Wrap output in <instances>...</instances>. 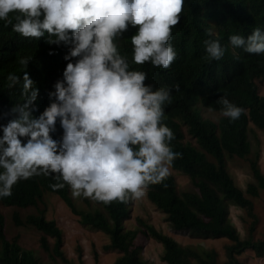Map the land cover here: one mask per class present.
<instances>
[{"label": "clouds", "instance_id": "9594fccd", "mask_svg": "<svg viewBox=\"0 0 264 264\" xmlns=\"http://www.w3.org/2000/svg\"><path fill=\"white\" fill-rule=\"evenodd\" d=\"M184 3L0 0V39L12 32L18 49L6 65V97H0V198L10 197L18 181L44 175L54 176V190L67 185L74 198L126 203L165 179L182 155L172 151L174 133L162 123L172 90H153L146 72L130 70L114 39L136 28L132 62L169 68L177 58L169 41ZM206 35L207 57L221 60L226 47L211 29ZM44 44L67 46L59 66L52 52L40 51ZM228 46L264 54V31L230 35ZM218 102V112L231 121L243 113L226 97ZM57 120L59 140L51 135Z\"/></svg>", "mask_w": 264, "mask_h": 264}, {"label": "trees", "instance_id": "16d2710c", "mask_svg": "<svg viewBox=\"0 0 264 264\" xmlns=\"http://www.w3.org/2000/svg\"><path fill=\"white\" fill-rule=\"evenodd\" d=\"M256 28L264 31V0H185L180 22L172 28L169 41L177 58L167 69L155 68L150 63L136 65L132 62L131 36L136 28L114 39L130 70L146 72V83L152 85L153 90L161 87L172 90V102L164 105L162 123L174 133L170 142L172 151L182 155L170 166L189 177L192 189L179 192L174 177L167 174L161 183L150 184L146 188L148 200L166 215L173 229L228 240L223 246L225 259L221 261L215 248L198 252L137 218L143 226L142 232L162 244L161 259L166 264H239L237 256L246 249L252 250L257 257L264 256V235L262 238L254 236L258 216L253 202V198L264 190V173L255 160L249 161L252 180L245 189H241L227 169L225 156L230 153L241 159L245 157L249 151L246 133L249 123L264 128V95L258 93L255 83L258 79L264 80V54H248L243 49L228 46L230 35L247 36ZM208 29L212 30L213 38H219L221 45L226 47L221 60L207 57L203 41L209 38L206 35ZM63 46L44 44L39 49L44 53L52 52L54 66L57 67L62 63ZM17 54V36L8 32L0 39L1 98L6 97L3 90L6 65ZM43 57L47 55L43 54ZM176 85H179V90ZM221 97L243 109L239 119L231 121L221 115L213 121L201 116V106L221 112L222 105L218 102ZM182 126L199 148L184 140ZM62 134L63 129L57 120L56 131L51 135L59 140ZM207 154L213 161L207 158ZM54 183H57L54 176H34L18 181L10 197L0 198V264H49L39 259L32 250L23 248L18 236L7 237L1 206L35 207L36 213L25 215L14 210L13 224L41 231L40 247L52 262L70 263L61 249L62 230L53 219L45 217V207L38 208L39 203L44 202L45 193L57 195L73 214L79 216L81 224L105 232L109 243L104 245V249L121 252L116 264H146L140 259V247L134 246L137 229H126L123 225L124 219L129 216L128 201H114L107 205L94 201L98 206L93 209H79L70 188L66 185L63 189L54 190L51 187ZM80 197L90 204L91 199ZM228 203L245 208L249 219L245 237L240 236L231 222ZM45 235L53 238L52 247Z\"/></svg>", "mask_w": 264, "mask_h": 264}, {"label": "rangeland", "instance_id": "374dc122", "mask_svg": "<svg viewBox=\"0 0 264 264\" xmlns=\"http://www.w3.org/2000/svg\"><path fill=\"white\" fill-rule=\"evenodd\" d=\"M255 83L258 93L264 95V80H256ZM200 114L202 117L213 121L222 115L218 111L202 107L200 108ZM182 127L185 136L184 140L197 146L195 139L186 132L185 126ZM246 133L249 151L246 152L245 157L241 159L230 153L225 154L227 169L236 185L241 189H245L246 184L252 180L249 161L255 160L264 173V128H259L249 123ZM206 156L209 160L213 161L210 155L207 154ZM168 174L174 177L179 192L192 189L189 177L183 172L175 170L169 165ZM144 193V196L138 200H128L129 216L123 221L126 229H137L133 242L134 246L140 247L139 256L144 263L166 264L161 259L163 252L162 244L142 232L143 226L137 222V218H141L145 222L153 225L157 230L172 237L178 243L189 245L198 252L215 248L218 252L219 260L222 261L225 259L223 246L228 243L227 239L202 237L192 234L187 230L173 229L166 219V215L148 200L146 189H144ZM73 200L79 209L88 210L98 206L92 200H90L89 205L86 204L81 197H73ZM43 201V203H39L38 208L42 209L45 207V217L47 219H53L62 230L61 249L70 263L59 261L60 264H78L79 262L82 264H116V259L121 255V252L114 249H104V245L109 243V237L105 232L81 224L79 222V216L73 214L55 194L45 193ZM253 202L254 211L258 216L254 236L255 238H262L264 235V190L260 191L258 197L253 198ZM227 206L228 216L231 222L238 230L240 236L245 237L249 222L245 208L232 203H228ZM14 210H17L20 215L36 213L35 207L17 208L1 206V212L5 217V233L7 237L18 236V242L23 248L32 250L42 261L54 264L48 254L40 247L39 238L43 233L31 227L15 226L12 222V213ZM45 236L50 247H52L53 238L48 235ZM237 259L239 264H264V256L257 257L250 249L242 251L237 256Z\"/></svg>", "mask_w": 264, "mask_h": 264}]
</instances>
